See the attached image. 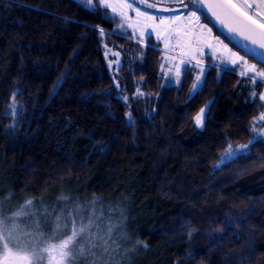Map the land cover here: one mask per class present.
Listing matches in <instances>:
<instances>
[{
	"label": "trees",
	"instance_id": "trees-1",
	"mask_svg": "<svg viewBox=\"0 0 264 264\" xmlns=\"http://www.w3.org/2000/svg\"><path fill=\"white\" fill-rule=\"evenodd\" d=\"M117 21L79 0H0V196L66 186L98 200L130 236L122 264H264V140L215 166L264 109L252 81L211 68L189 101V82L172 86L151 119L113 85L103 34Z\"/></svg>",
	"mask_w": 264,
	"mask_h": 264
},
{
	"label": "rangeland",
	"instance_id": "rangeland-1",
	"mask_svg": "<svg viewBox=\"0 0 264 264\" xmlns=\"http://www.w3.org/2000/svg\"><path fill=\"white\" fill-rule=\"evenodd\" d=\"M79 1L89 8H103L118 20L113 30H105L103 49L116 92L129 108L141 106L152 119L170 88L188 82L189 101L205 84L211 68L236 71L251 80L249 98L259 95L264 107V65L232 47L187 0ZM257 1L262 10L264 0ZM253 18L264 25V15ZM119 36L124 41H117ZM154 55L157 62L150 76L145 66ZM255 83H262L260 93ZM209 108L210 102L193 115L199 128L204 127ZM251 123L250 137L229 145L216 167L264 140V109ZM68 190L60 188L50 199L33 196L30 190L14 199L0 196V264H122L120 257H126L131 240L121 224L116 228L114 223L120 221H114L112 211L98 207V200L80 201ZM123 244L126 249L121 251Z\"/></svg>",
	"mask_w": 264,
	"mask_h": 264
},
{
	"label": "water",
	"instance_id": "water-1",
	"mask_svg": "<svg viewBox=\"0 0 264 264\" xmlns=\"http://www.w3.org/2000/svg\"><path fill=\"white\" fill-rule=\"evenodd\" d=\"M232 44L264 63V25L231 0H190Z\"/></svg>",
	"mask_w": 264,
	"mask_h": 264
},
{
	"label": "flooded vegetation",
	"instance_id": "flooded-vegetation-1",
	"mask_svg": "<svg viewBox=\"0 0 264 264\" xmlns=\"http://www.w3.org/2000/svg\"><path fill=\"white\" fill-rule=\"evenodd\" d=\"M238 5L241 6L248 14H250L253 17L264 15V5L262 7V10L258 7V1L257 0H234ZM245 5V6H243Z\"/></svg>",
	"mask_w": 264,
	"mask_h": 264
}]
</instances>
